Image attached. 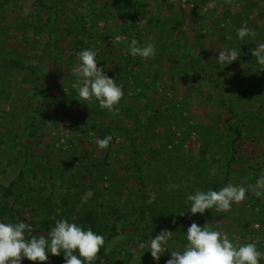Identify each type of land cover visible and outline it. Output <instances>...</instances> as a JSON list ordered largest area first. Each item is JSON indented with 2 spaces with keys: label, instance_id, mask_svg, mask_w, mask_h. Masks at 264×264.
Listing matches in <instances>:
<instances>
[{
  "label": "rangeland",
  "instance_id": "374dc122",
  "mask_svg": "<svg viewBox=\"0 0 264 264\" xmlns=\"http://www.w3.org/2000/svg\"><path fill=\"white\" fill-rule=\"evenodd\" d=\"M115 1L9 0L0 8V207L6 209L0 220L18 221L11 215L19 210L32 218L26 223L33 225V235L47 237L56 219L79 224L81 214L96 211L109 264H154L146 249L134 247L168 229L173 232L169 247L156 262L166 264L170 251L182 250L192 223L170 229L179 216L190 218L188 194L218 191L228 183L247 187L264 172V71H250L251 81L231 99L229 111L220 94L186 80L180 58L195 57L203 44L207 58L201 61L214 73L220 50L240 48L239 58L223 67L225 85L233 90L253 63L248 54L264 43V16L254 10L239 24L237 13L247 5L243 0H147L145 5L135 0L140 13L132 23L118 13ZM48 13L57 19V34L35 96L32 71L43 64ZM159 21L164 50H158ZM244 25L254 35L243 46L231 43ZM132 40L137 46L152 42L155 55L131 56ZM85 48L98 50L97 66L123 88L115 114L76 95L72 69ZM231 114V124L243 123L228 173L233 135L224 121ZM106 135L114 140L107 149H98L96 140ZM75 167H87L83 173L91 189L85 190ZM20 171L23 180L18 179ZM170 184L179 187L169 191ZM18 192L22 194L14 202ZM38 205L44 211L37 215ZM195 217L198 225L210 223L233 242H255L264 252V195L249 192L226 213L205 210ZM44 264H64V258L49 254Z\"/></svg>",
  "mask_w": 264,
  "mask_h": 264
},
{
  "label": "clouds",
  "instance_id": "9594fccd",
  "mask_svg": "<svg viewBox=\"0 0 264 264\" xmlns=\"http://www.w3.org/2000/svg\"><path fill=\"white\" fill-rule=\"evenodd\" d=\"M143 23L144 21H140ZM254 33L247 25L236 29L239 40L253 36ZM118 40L121 37H116ZM128 54L133 57L148 59L155 55V45L152 42L144 46H137L132 40L128 47ZM98 50L85 48L77 53L78 62L72 69L75 77L73 87L79 100L87 103H98L99 107L115 114L119 111L117 105L124 95L123 88L113 78L106 75L103 67L97 64ZM258 70L264 71V43H258L251 50ZM240 56V48H224L218 52L217 63L222 68L236 61ZM113 140L111 135L96 140L98 149H107ZM179 185L170 184L171 191ZM260 197L264 195V172L254 184L247 187L241 184L228 183L218 191L213 189H197L186 196L187 212L190 215H203L205 210H215L226 213L234 204L246 199L247 193ZM155 199V194H152ZM185 211L181 213L184 215ZM33 225L23 221L5 222L0 220V264H22L23 259L44 264L49 254L62 255L64 264H94L97 253L105 244L102 234L94 232L90 227L85 228L75 222L61 217L54 221L47 234L31 235ZM172 231L161 229L154 238L139 240L135 249H146L154 264L159 261L163 252L169 247ZM185 243L182 250L170 251V258L166 264H258L264 262V252L259 250L255 242L236 243L226 232L214 229L210 223L203 226L193 221L184 233ZM144 251V252H146ZM143 252V253H144Z\"/></svg>",
  "mask_w": 264,
  "mask_h": 264
},
{
  "label": "trees",
  "instance_id": "16d2710c",
  "mask_svg": "<svg viewBox=\"0 0 264 264\" xmlns=\"http://www.w3.org/2000/svg\"><path fill=\"white\" fill-rule=\"evenodd\" d=\"M8 1L9 0H4V1L0 2V8L2 7V5H4V3L8 2ZM146 1L147 0H141L140 5H145ZM154 1H158V0H154ZM233 1H236V0H233ZM243 1H244L245 5L246 4L247 5L245 7H243L240 10V12L237 13V21L239 24L249 20V18L251 16L250 14H252V12L254 10H256L258 14H261L264 16V0H243ZM115 3L118 4V7H117L118 13L123 15V17H126L128 19V22L133 23L134 22V20H133L134 15L136 13H140L139 7L137 6L135 0L121 1V2L117 0V1H115ZM222 4H224V3H222ZM225 6L226 7L223 8V11L227 12L228 9H230V6H229V4H227ZM126 10H127V12H126V14H124V11H126ZM249 10H251V11L249 12ZM56 21H57L56 17L51 15L50 13H48L45 16L43 28H44V31H45L47 37H48V42L44 45V47H45L44 53L45 54L43 57L42 66L39 69L32 71L33 85H34L33 93L35 96L39 93L38 83L41 80V76L47 70L48 56H46V54L55 41V36L57 34ZM156 21H158V20H156ZM159 23H160V27H159L160 30H159L158 50H164L166 47L164 46L163 41L161 40V38H162L161 36H162L163 31H164V28H163L164 26H163V23L161 21H159ZM250 24H252V21L250 22ZM99 37L102 38V37H105V35L101 34V36H99ZM234 42L236 44H239L240 46L244 45V43H243L244 41L239 40L236 37L233 38L231 43H234ZM77 45L82 46L83 45L82 40L77 41ZM87 46L89 47L90 44ZM201 46H202V49L201 50L198 49L199 53H198V55H195V57H193L192 55L186 54L184 57L180 58V61L182 63L181 70L183 71V73L186 74V77H187L186 80L190 81L191 83L196 82L197 84L202 86V88H209L210 92H212L213 94H217V95L220 94L221 95L220 96L221 101H224L225 103H227L229 111H232L231 110V108H232L231 99L236 97L235 95H237V92H241V89H245L247 87L245 84L249 83L251 81V79L248 78V75H250V71L257 72V66L255 64L254 57L251 55V53L248 54L249 55L248 58L250 59L249 61L253 62V63L252 64L250 63L246 66L247 68L241 74L240 79L237 82V85L233 88V90H230L229 89L230 87H226V85H225L226 81L223 80L224 76H225L224 75L225 72L219 63H217V62L215 63L216 69H217L216 72L211 73L210 71H207L206 67L204 66V63H202V61H201L202 58L203 59L207 58V56L205 55L206 54V48L203 46V44H201ZM112 58H114V56L111 57V59ZM103 63H105V60L102 61V64ZM11 64H13L12 61H11ZM15 66H17L19 68H23L25 70H28L30 72V68L24 67L22 64H16ZM119 71H121V70L119 69ZM248 91H250V88H248ZM81 104H82L81 102H75L74 106H78ZM234 116H235L234 114H231V117L226 118L224 121L225 127L233 135V138L231 139L230 143L228 144V148L230 149L231 158L227 161V163L225 165L228 173L230 171V164L235 161V155L237 153V146L239 147V141H240V138L242 135V131H240L239 124H242L243 121L240 120L239 123H237V124H233V123L231 124L230 123V119L234 118ZM251 116L257 117V113L253 114ZM31 118H32V116H31ZM112 137L114 140V136H112ZM136 155H138V154H136ZM135 158L137 159L138 157H135ZM26 166H28V165H26ZM30 166H31V164H30ZM86 168L87 167H82V171H81L80 168L75 167V172L79 173V174L81 173L80 180H81L82 184H85L87 186V188L85 190H88V189H91V187H89V184L86 183V181H87L86 178H88L87 175L85 173H83V170ZM26 169L28 170L29 167H26ZM18 176H19L18 179L23 180L22 171H20ZM102 177H103V175H102ZM14 183L15 182L10 183V188L13 187ZM85 185H84V188H85ZM21 194H22V192H18V194L15 197L16 200H14V202L17 201V198L19 196H21ZM43 209H44V207L42 205H38L34 212L36 213V211H37V215H38L44 211ZM5 211H6V209L4 207H0V214H5L4 213ZM12 216H17L18 221H23V222H27V220H30V222H31V219H32V218H30V215L25 217V214L19 210H16L14 215H11V217ZM196 219L197 218L195 217V215H191L187 221H184L179 216L175 225L173 227H170V229L171 230H174V228L178 229L180 224H182V223L187 224V223L193 222V221L196 222ZM99 221H100V219L97 215V212L93 211V210H87L78 217L79 224H81L85 228L90 227L94 232H97V233L99 232ZM31 235H33V234L31 233ZM25 260H26V264H38L37 262L28 261L27 259H25ZM96 262H97V264H109V258L105 255V253L103 251V247L97 253Z\"/></svg>",
  "mask_w": 264,
  "mask_h": 264
}]
</instances>
